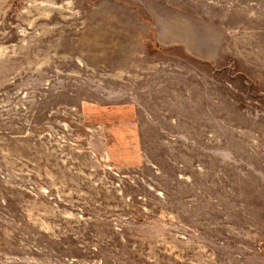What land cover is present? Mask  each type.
<instances>
[{"label":"rangeland","instance_id":"obj_1","mask_svg":"<svg viewBox=\"0 0 264 264\" xmlns=\"http://www.w3.org/2000/svg\"><path fill=\"white\" fill-rule=\"evenodd\" d=\"M94 1L0 0V264H264V0Z\"/></svg>","mask_w":264,"mask_h":264},{"label":"crops","instance_id":"obj_2","mask_svg":"<svg viewBox=\"0 0 264 264\" xmlns=\"http://www.w3.org/2000/svg\"><path fill=\"white\" fill-rule=\"evenodd\" d=\"M97 20H100L98 21L100 22L97 25L98 27L94 26L92 28L96 27L95 29L98 30H107L108 33L104 35L107 38L124 39V41H120L117 45L125 47L123 52L118 51L120 58L127 51L129 54H133L151 32H153L155 42L162 47L184 45L182 41H177L174 31H163L168 37H162L161 29H158L157 25L153 26L149 18L144 16L141 8L129 1L95 0L92 5L89 23H95ZM94 43L92 42L89 45L93 46L95 45Z\"/></svg>","mask_w":264,"mask_h":264}]
</instances>
